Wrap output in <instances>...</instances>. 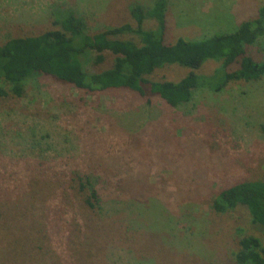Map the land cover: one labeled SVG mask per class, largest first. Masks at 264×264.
<instances>
[{"label": "rangeland", "instance_id": "1", "mask_svg": "<svg viewBox=\"0 0 264 264\" xmlns=\"http://www.w3.org/2000/svg\"><path fill=\"white\" fill-rule=\"evenodd\" d=\"M131 1L153 2L0 0V44L53 28L55 8L81 16L88 33L134 23ZM263 2L166 0L164 40L232 31ZM246 50L264 59V36ZM94 55L84 57L87 71L110 66L111 52L98 64ZM188 70L168 64L148 77L177 80ZM146 97L89 92L46 74L29 77L20 97L0 96V264H236L241 233L264 240L244 207H210L221 187L264 180V76L195 89L177 106ZM78 172L101 196L94 210L84 202L88 188L71 186Z\"/></svg>", "mask_w": 264, "mask_h": 264}, {"label": "trees", "instance_id": "2", "mask_svg": "<svg viewBox=\"0 0 264 264\" xmlns=\"http://www.w3.org/2000/svg\"><path fill=\"white\" fill-rule=\"evenodd\" d=\"M165 7L166 0H153L150 6L131 1L127 8L134 23L124 22L93 33L86 32L83 18L71 9H53V28L10 37L0 44V82L8 85V89L0 87V96L20 97L29 77L46 74L89 92L126 88L145 97L147 102L146 95L150 93L170 106H177L188 102L195 89L207 87L219 91L230 82L264 76V59H255L246 50L258 37L264 36V2L256 17L241 21L232 31L196 39L178 36L170 43L164 40ZM149 19L153 21L152 27L145 26ZM125 35L133 37L123 38ZM89 51L95 52V64L103 61L104 51L111 52L110 66L87 71L83 61ZM208 60L219 62L213 72H197ZM168 64L189 70L177 80L148 77ZM70 182L78 192L88 188L84 202L90 209L99 207L101 196L87 174L75 173ZM238 206L247 210L253 224L264 226V180H241L225 185L210 203L212 210L219 213ZM233 257L236 264H264V240L241 233Z\"/></svg>", "mask_w": 264, "mask_h": 264}]
</instances>
